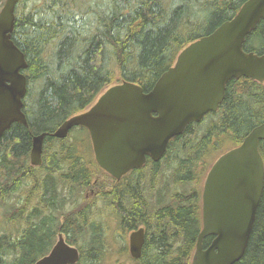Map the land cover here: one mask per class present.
Here are the masks:
<instances>
[{"label":"trees","instance_id":"trees-1","mask_svg":"<svg viewBox=\"0 0 264 264\" xmlns=\"http://www.w3.org/2000/svg\"><path fill=\"white\" fill-rule=\"evenodd\" d=\"M244 1L37 0L27 12V0L17 3L11 39L27 63V125L15 122L0 137V264H34L58 234L77 247L75 264H101L109 253V215L116 234L144 226L148 239L137 264L190 263L201 230L205 175L220 154L264 123V82L229 80L216 111L171 138L161 160L147 157L119 181L95 162L84 127L72 128L64 139L51 134L110 85L126 80L149 91L185 46L234 16ZM243 50L264 54V18ZM40 133H46L42 163L32 166V138ZM222 141L230 146L220 151ZM258 151L264 167V139ZM144 170L152 173L150 187L156 174L164 176L154 202L139 185ZM90 188L96 201L82 199ZM211 240L205 237L203 247ZM234 264H264V177L245 252Z\"/></svg>","mask_w":264,"mask_h":264},{"label":"water","instance_id":"water-1","mask_svg":"<svg viewBox=\"0 0 264 264\" xmlns=\"http://www.w3.org/2000/svg\"><path fill=\"white\" fill-rule=\"evenodd\" d=\"M21 0H4L0 8V137L13 123L27 125L22 110L27 81L23 52L11 33L15 7ZM264 18V0H245L237 13L211 33L185 46L172 66L145 92L123 80L106 88L86 110L65 119L51 134L64 139L69 131L87 129L94 160L119 180L151 158L158 162L168 142L187 124L217 110L231 79L264 81V54L243 50L245 38ZM46 133L33 136L29 162L42 163ZM264 123L211 165L201 191V230L189 264H234L243 256L263 189L264 167L258 143ZM211 236L207 247L202 241ZM145 240L140 227L129 234V253L139 258ZM77 247L58 234L49 252L34 264H75Z\"/></svg>","mask_w":264,"mask_h":264},{"label":"rangeland","instance_id":"rangeland-1","mask_svg":"<svg viewBox=\"0 0 264 264\" xmlns=\"http://www.w3.org/2000/svg\"><path fill=\"white\" fill-rule=\"evenodd\" d=\"M36 1L37 0H27L24 11L25 12L29 11L31 7L33 6V4H36ZM2 4L3 3L0 1V7ZM205 123H207V121ZM201 128H204V125ZM228 146H230V144H227L226 142L222 141V143L220 144V147H221L220 151H223ZM161 168H163V165H161L159 169L161 170ZM151 176H152V173L150 172V170L148 171L144 170L142 175H139V180L142 179L139 185L141 186V188L143 187L142 190L144 191L148 199L151 202H154L156 190L159 187V185L162 184L164 176L161 175V173L156 174V176L153 178V185L152 187H150ZM165 179L167 178L165 177ZM94 182H96V180ZM100 182L104 184L106 187L109 186L111 183V181L109 182V180L103 175H100ZM94 192H95V188H90V189L85 190L83 192L84 196L82 197V199H85V201L91 200V199L94 200L95 198ZM21 199L22 197H20V199L12 198L11 201H15V200L18 201ZM95 201H96V198H95ZM68 207H70V205ZM1 213H2V210L0 208V221L2 220ZM108 222H109V227H110V230L107 232L108 239L110 240V246H109V251H108L109 253L107 254V259H105L101 264H137L138 262L136 261V259H132L128 252V236L130 232L126 230H119L117 231V234H116L115 226L117 225L115 224V219H113L109 215Z\"/></svg>","mask_w":264,"mask_h":264},{"label":"flooded vegetation","instance_id":"flooded-vegetation-1","mask_svg":"<svg viewBox=\"0 0 264 264\" xmlns=\"http://www.w3.org/2000/svg\"><path fill=\"white\" fill-rule=\"evenodd\" d=\"M152 161H153V160H152ZM153 162H154V161H153ZM141 167H142V166H141ZM141 167H140V168H141ZM137 169H139V168H137ZM133 170H136V169H133ZM129 172L132 173V170H130ZM129 172H127L126 174H128ZM126 174H125V175H126ZM123 176H124V175H123ZM123 176H122V177H123ZM122 177H121V178H122ZM112 178H113V177H112ZM121 178H120V179H121ZM113 179H115V178H113ZM120 179H119V180H120ZM119 180H116V179H115V181H119ZM143 196H145L144 192H143ZM138 227H142V225H138V226L135 225V230H136V228H138ZM143 227H144V226H143ZM132 230H134V229L129 230V232H131ZM146 239H148L147 236H145V240H146ZM145 240H144V244H145ZM128 242H129V240H128ZM144 244H143V246H144ZM128 245H129V244H128ZM142 249H143V247H142ZM128 252H129V246H128ZM129 255H130V254H129Z\"/></svg>","mask_w":264,"mask_h":264},{"label":"bare ground","instance_id":"bare-ground-1","mask_svg":"<svg viewBox=\"0 0 264 264\" xmlns=\"http://www.w3.org/2000/svg\"><path fill=\"white\" fill-rule=\"evenodd\" d=\"M106 188V187H105ZM123 205V204H122ZM147 210V209H146ZM143 213V212H142ZM120 221V220H119ZM99 224V223H98ZM123 228V227H122ZM88 234V233H87ZM80 235H82V234H80ZM103 237V236H102ZM79 238V237H78ZM89 238V237H88ZM92 239V238H91ZM101 242V241H100ZM104 242V241H103ZM106 247V246H105ZM103 251V250H102ZM105 251V250H104ZM102 253V252H101ZM100 253V254H101ZM101 256V255H100ZM103 256V255H102Z\"/></svg>","mask_w":264,"mask_h":264}]
</instances>
